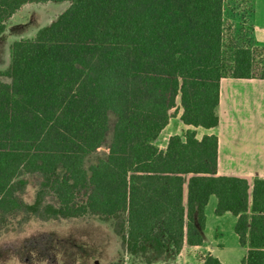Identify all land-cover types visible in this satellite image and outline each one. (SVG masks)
<instances>
[{"label":"trees","instance_id":"trees-1","mask_svg":"<svg viewBox=\"0 0 264 264\" xmlns=\"http://www.w3.org/2000/svg\"><path fill=\"white\" fill-rule=\"evenodd\" d=\"M48 1L70 5L14 41L0 70L10 80L0 79V236L18 214L22 225L91 216L111 222L129 254L176 256L203 244L215 195L248 245L242 264H264V178L250 201L247 179L218 175L215 134L191 128L156 144L178 98L184 124L217 126L220 80L264 79V46L226 34L224 0H0V34L24 4ZM111 113L108 151L92 159Z\"/></svg>","mask_w":264,"mask_h":264},{"label":"rangeland","instance_id":"rangeland-1","mask_svg":"<svg viewBox=\"0 0 264 264\" xmlns=\"http://www.w3.org/2000/svg\"><path fill=\"white\" fill-rule=\"evenodd\" d=\"M226 34L234 37L237 42H249L252 47L257 43L253 40L255 33L252 21V9L254 0H224ZM27 5V6H26ZM19 9L14 18H10L7 25L15 27L8 30L0 37V55L2 65L8 58L10 47L8 42L22 30L33 32L55 19L60 13L69 7V1L49 2L34 4L28 3ZM24 9V10H23ZM22 25V26H21ZM11 32V33H9ZM1 80L9 82V78L2 76ZM182 112L180 99L172 109L169 124L162 131L156 144L160 148L167 145L168 139L173 134H184L183 124L180 120ZM109 131L103 145L91 156L92 159L104 157L108 151L112 139L115 117L109 116ZM199 135V133H198ZM188 179V176H186ZM38 179L28 177V184L22 197L25 202L32 203L37 191ZM217 198L214 196L209 205L208 241L212 240L213 247L222 248V258L228 264H242L247 249L236 236L234 224L230 218L219 220L213 216ZM22 214L12 217L6 229L0 236V264H123L126 260V252L120 238L114 232L111 222L101 221L95 217L70 219H50L43 221L32 218L25 224H21ZM218 224V226H217ZM221 228L223 235L220 241H214V228ZM220 243H222L220 245ZM224 245V247H223ZM217 252H219L217 250ZM129 254V253H128ZM150 258L151 252L144 254ZM171 257L173 255L169 254ZM130 256V255H129Z\"/></svg>","mask_w":264,"mask_h":264},{"label":"crops","instance_id":"crops-1","mask_svg":"<svg viewBox=\"0 0 264 264\" xmlns=\"http://www.w3.org/2000/svg\"><path fill=\"white\" fill-rule=\"evenodd\" d=\"M49 2L52 1L40 2V4ZM32 3L34 4L35 2ZM19 12L17 10L11 19ZM252 21L255 28L253 40L257 43L256 45L264 46V0H254ZM13 27H15V24ZM13 27L6 24V29L0 34V37L4 33H8V30ZM40 28L35 29L33 32H30V29L22 30L15 38H10L8 42L10 47L8 58L7 60L5 59V66L0 67V70L6 69L10 64L12 43L19 39L34 37ZM2 54L3 52L0 51V55ZM2 64L0 60V65ZM218 115L219 123L212 128L192 127L180 120L183 124V130L195 129L199 139L205 134H215L218 137V175L237 176L247 179L250 184L249 199L251 201L254 179L264 178V79L255 77H223L220 80ZM214 196H210L209 202L205 207L206 225L203 230V244L190 245L185 242L180 253L173 257L169 254L157 257L151 252L152 256L147 258L145 255H132L126 252V260L123 264H203L204 258L208 254L218 257L223 264H228L220 254L222 248L218 247L217 250L219 252H217L213 247L212 240L208 241L207 239L210 232L208 208ZM216 207H214L213 217L217 220L224 217L230 218L235 229L237 217L229 211L217 215L215 212ZM217 226L214 228L215 242L220 241L219 238L223 235L221 228H217ZM236 236L239 239L237 233ZM244 246L248 250V245Z\"/></svg>","mask_w":264,"mask_h":264}]
</instances>
